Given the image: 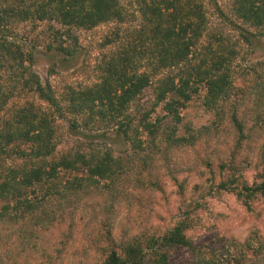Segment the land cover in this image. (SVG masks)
<instances>
[{
    "label": "rangeland",
    "instance_id": "374dc122",
    "mask_svg": "<svg viewBox=\"0 0 264 264\" xmlns=\"http://www.w3.org/2000/svg\"><path fill=\"white\" fill-rule=\"evenodd\" d=\"M202 1L209 38L203 39L199 52L219 38L226 50L236 53L227 93L212 102L201 85L181 111L180 123L165 118L161 104L151 117L163 118L153 136L138 130L142 115L136 112L138 106L151 109L158 79L178 73L165 70L127 111L128 118L136 119L130 140L116 123L124 117L59 118L57 149L47 162L81 152L95 164L110 155L113 174L92 179L87 171L82 175L60 168L53 179L12 197L8 211L0 201V264H108L114 252L123 264H130L135 254L142 264H162L161 254L168 264H249L247 257L264 246V197L243 191V184L252 187L264 181V36H256L261 31L237 17L235 0H214L216 5ZM122 5L129 13L123 27L107 23L56 37L48 22H16L4 34L32 55L27 67L62 100L101 83L106 65L121 48L120 43L104 45L114 31L125 29L128 40H137L132 32L144 26L139 4L122 0ZM242 30L255 34L251 43L243 39ZM60 45L74 56L55 50ZM199 58L194 61L199 63ZM14 73L0 56V88L6 92L17 85L18 94L21 85ZM25 94L12 99L0 115V126L9 119L8 110L29 104L47 107L37 94ZM89 118L91 124L86 125ZM234 118L243 130L234 125ZM0 156L6 166L29 163L12 153ZM220 172L234 181V191L219 188ZM82 177L89 181L80 187L76 179ZM180 225L191 247H151L152 239L170 235Z\"/></svg>",
    "mask_w": 264,
    "mask_h": 264
},
{
    "label": "trees",
    "instance_id": "16d2710c",
    "mask_svg": "<svg viewBox=\"0 0 264 264\" xmlns=\"http://www.w3.org/2000/svg\"><path fill=\"white\" fill-rule=\"evenodd\" d=\"M139 13L144 26L135 33L137 40L130 41L126 30L118 28L107 38L104 45L120 43L114 55L104 69L100 84L94 85L81 92H72L62 100L54 96L50 85L46 87L40 81L27 62L32 55L17 41L5 35L8 29L16 22H48L49 30L54 36H70L73 30H92L101 24L117 23L123 27L128 23L129 13L122 0H0V56L10 69L18 73V85H11L6 92L0 88V115L11 103L12 99L25 97L28 92H33L47 105L36 108L33 105L8 110L9 119L0 126V155L16 154L26 158L28 164L22 166H6L5 159L0 156V201L5 203L4 211L10 209L12 197L19 198L22 190L36 183L53 179L58 169L87 173L92 179L113 174L110 162L112 158L107 155L97 163L93 158L88 159L77 152L63 155L56 161L47 162L57 149L54 142L57 136L56 121L64 118L65 114L72 116L90 115L91 117H110L116 122L127 140L131 139L129 131L135 117L126 115L127 111L139 100L144 91L153 85L156 79L165 70H176L178 73L157 80L156 98L150 110L137 107L136 114L141 116L138 120V130L155 136L158 123L163 118L152 120L156 108L163 104V111L175 122L182 121L181 111L191 101L194 94L199 92L203 85L208 91L212 102L227 93L231 82L232 65L236 58L234 50H226L223 41L209 43L204 52H199L203 39H206L209 20L202 0H137ZM212 3L216 5L214 0ZM234 11L246 25L261 31L256 36H264V0H235ZM222 17H224L222 15ZM60 26V28L58 27ZM243 31V30H242ZM243 39L251 43L255 34L243 31ZM126 37V38H124ZM209 38V35H208ZM207 38V39H208ZM206 39V40H207ZM58 52L65 56L73 57L74 51L69 47L60 45ZM204 53V54H203ZM201 58L197 63L195 57ZM11 71V70H10ZM92 118L86 120V125L91 124ZM128 121V122H125ZM234 125L243 130L242 125L234 118ZM72 128L78 127V120L74 119ZM120 131V132H121ZM19 143V144H18ZM13 144L15 148L8 150ZM26 144L27 149H23ZM138 146H136L137 148ZM142 148V144L139 146ZM9 152V153H8ZM219 188L224 191L231 190L234 183L231 179H224L223 172L219 175ZM80 183L89 179L78 178ZM70 183V182H69ZM71 184V183H70ZM243 191L252 196L264 197V181L252 187L243 184ZM30 203V200H25ZM21 202L17 204L19 208ZM183 226H177L172 234L163 238L151 240V247L156 246H190L186 239ZM191 247V246H190ZM130 264H142L141 258L135 254ZM249 264H263L264 246L247 257ZM162 264H168L164 254L160 256ZM108 264H123L116 252L112 253Z\"/></svg>",
    "mask_w": 264,
    "mask_h": 264
}]
</instances>
